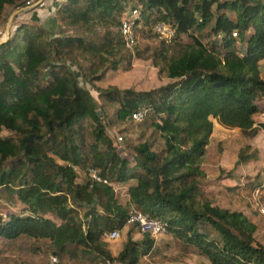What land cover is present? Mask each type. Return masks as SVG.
<instances>
[{
  "label": "trees",
  "instance_id": "16d2710c",
  "mask_svg": "<svg viewBox=\"0 0 264 264\" xmlns=\"http://www.w3.org/2000/svg\"><path fill=\"white\" fill-rule=\"evenodd\" d=\"M125 1L140 6L136 36L141 26L174 29L153 58L170 83L148 92L95 86L124 60ZM23 7L0 0V27ZM53 7L50 27L12 25L0 42V198L7 192L22 205L0 220V239L48 241L62 263L68 254L75 264H137L154 246L148 234L116 257L104 240L133 208L208 264H264L253 230L205 201L201 170L213 121L247 140L264 132L254 120L264 106V0H57ZM111 108L122 121L144 111L142 124L162 145L140 143L131 160L118 155L103 123ZM246 149L235 167L252 160ZM75 166L99 171L105 183L79 184ZM247 185L264 189V177ZM115 186L126 187L128 210Z\"/></svg>",
  "mask_w": 264,
  "mask_h": 264
},
{
  "label": "rangeland",
  "instance_id": "374dc122",
  "mask_svg": "<svg viewBox=\"0 0 264 264\" xmlns=\"http://www.w3.org/2000/svg\"><path fill=\"white\" fill-rule=\"evenodd\" d=\"M56 1L18 0L19 4H24L26 7L9 11L6 21L0 27V42L7 37L6 28L9 27L10 30L12 25L14 28L23 23L50 27L52 23L50 21L55 17L53 4ZM133 2L121 3V21L126 18L129 10H138L135 8L140 7L135 6ZM164 26L166 27L164 35L158 34L155 27L149 32V26H141L137 36L135 34L134 44L131 47L125 45V51L122 53L124 60L117 70L108 71L100 81L95 83V86L100 89L116 88L121 91L148 92L170 83L153 65V58L166 47L165 44H161L162 41L169 42L174 36V29ZM54 30L55 27H53ZM156 34L158 36H155ZM182 42H188L187 38H182ZM260 65L262 66L261 76L264 79V60L260 62ZM107 116L103 119L105 136L108 137L118 155L131 160L132 148L140 143H153L155 148L162 145L159 133L153 128L144 126L142 121H134L132 115L123 121L117 120L115 109L111 108ZM110 120L115 122L112 126L109 125ZM254 120L257 126L264 124V106ZM8 135L9 133L5 130L1 132L2 137ZM247 146H250V149ZM245 149V154L252 157V160L235 167L238 153ZM73 169L78 174L76 182L79 184L89 179L93 180V176L97 177L99 173V171H87L76 166ZM201 170L204 177L202 182L205 184L202 193L205 201L212 208L235 214L249 230H253L254 240L264 244V219L255 209L253 199L255 190H250L247 185L252 180L259 181L264 177V132L260 131L256 138L247 140L237 129H227L213 121V132L206 147ZM217 180L219 185L206 186ZM114 188L118 204L128 210L126 187L115 186ZM258 191L259 200L264 203V189H258ZM21 210V203L9 193H4V196L0 198L1 221H7L8 215L21 213ZM118 232L119 236L114 240L104 236L107 249L113 257L122 251L128 240L141 242L144 238L136 226H124ZM53 252V245L48 241L20 238L15 242H6L0 239V264H75L74 258L70 255L67 254L62 263L53 255ZM52 259L55 261L53 262ZM83 262L88 263L85 260ZM137 264L208 263L191 252L183 251L180 245L170 237L161 236L154 241V246L144 256L138 257Z\"/></svg>",
  "mask_w": 264,
  "mask_h": 264
},
{
  "label": "built area",
  "instance_id": "2783aa9c",
  "mask_svg": "<svg viewBox=\"0 0 264 264\" xmlns=\"http://www.w3.org/2000/svg\"><path fill=\"white\" fill-rule=\"evenodd\" d=\"M139 19L140 12L138 10H129L126 18L121 21L120 33L127 47H131L135 42L134 26L136 24V21ZM155 31L158 34L164 35V32H166V27L163 24H158L155 27ZM144 116L145 113L139 111L133 113L131 117L134 121L141 122L143 121ZM93 178V180L105 183V181H102L98 177L93 176ZM253 199L255 200V209L257 213L264 219V203H261L259 200L258 189L254 191ZM124 226H136V228L141 234H148L153 241H156L159 237L166 234V228L161 222L148 218L145 215L136 211L135 209L130 210L129 216ZM118 236L119 232L117 230L105 234V237L109 240L117 239ZM52 261L54 262L55 260L52 259Z\"/></svg>",
  "mask_w": 264,
  "mask_h": 264
},
{
  "label": "water",
  "instance_id": "95a60500",
  "mask_svg": "<svg viewBox=\"0 0 264 264\" xmlns=\"http://www.w3.org/2000/svg\"><path fill=\"white\" fill-rule=\"evenodd\" d=\"M12 20V18L10 19V21ZM6 36L7 38L9 37V27L6 28Z\"/></svg>",
  "mask_w": 264,
  "mask_h": 264
},
{
  "label": "crops",
  "instance_id": "0c3cea01",
  "mask_svg": "<svg viewBox=\"0 0 264 264\" xmlns=\"http://www.w3.org/2000/svg\"><path fill=\"white\" fill-rule=\"evenodd\" d=\"M54 5V4H53ZM6 32V31H5Z\"/></svg>",
  "mask_w": 264,
  "mask_h": 264
}]
</instances>
